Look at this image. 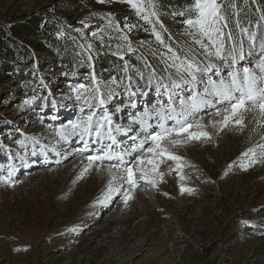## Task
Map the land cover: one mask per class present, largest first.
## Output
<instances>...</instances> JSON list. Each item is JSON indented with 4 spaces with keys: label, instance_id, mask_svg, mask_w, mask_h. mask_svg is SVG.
Masks as SVG:
<instances>
[{
    "label": "rangeland",
    "instance_id": "rangeland-1",
    "mask_svg": "<svg viewBox=\"0 0 264 264\" xmlns=\"http://www.w3.org/2000/svg\"><path fill=\"white\" fill-rule=\"evenodd\" d=\"M222 2L237 5L226 10L225 31L243 41L245 53L231 67L227 52L224 60L206 58L194 43L189 33L198 30L184 23L195 18L189 11L193 0H132L138 8L128 0H0L5 42L28 55L14 65L15 72L28 76L26 83L1 86L7 75L0 73V264H264V155L256 147L264 145V121L256 112L243 113L240 131L233 123H209L221 121L223 112L201 111L197 119L212 139L166 144L182 162L157 157V172L151 173L156 186L140 180L127 204L122 192L98 202L111 179L109 162L83 171L87 156L100 145L80 153L79 136L64 140L58 131L88 113L83 97L95 103L92 93L83 90L77 99L72 89L80 84L99 86L97 96L103 94L106 103L93 110L101 115L106 108L114 124L126 125L130 113L166 103L165 90L157 89L170 84V74L176 79L169 48L201 67L215 63L223 76L243 67L264 76L256 67L264 43V0ZM26 20L37 26V36L7 28ZM43 28L54 38V47L41 35ZM241 28L256 33L252 49ZM232 45L228 41L226 48ZM97 61H108L119 77L105 79ZM187 94L186 86L177 92ZM28 100L33 103L25 104ZM151 122L156 123L154 118ZM115 135V150L123 151L133 143L135 130ZM249 148L256 151V163L250 164L251 153L242 155ZM145 155L146 161L152 158ZM178 163L183 166L177 168ZM9 165L14 186L2 179L9 175ZM181 186L194 191L182 193Z\"/></svg>",
    "mask_w": 264,
    "mask_h": 264
},
{
    "label": "snow or ice",
    "instance_id": "snow-or-ice-1",
    "mask_svg": "<svg viewBox=\"0 0 264 264\" xmlns=\"http://www.w3.org/2000/svg\"><path fill=\"white\" fill-rule=\"evenodd\" d=\"M132 3V0H128ZM134 8L138 5L132 3ZM231 8L235 10L237 5L235 2L225 4L222 0H193L189 7V11L194 15V19L189 18L184 21L189 29H197V33L190 32L194 43L199 44L203 49L206 58L212 55L221 60L227 59L224 55L231 57L229 66L236 65L239 60L245 58L243 51V41H236L233 33L225 31L229 27V18L226 10ZM238 15V13H233ZM155 15V13H152ZM183 15V13H181ZM148 20V16H144ZM264 20V16L261 17ZM111 23V21H110ZM236 26L240 27L239 20L235 21ZM242 33L248 34L249 41L253 42L249 45L250 49L254 46L256 39L255 32H249L248 29L241 28ZM96 35V33H93ZM161 41L159 35L156 36ZM228 41H233L231 48H226ZM162 42V41H161ZM91 47V45H89ZM129 51H132L129 48ZM169 59L173 61L171 67L175 69L173 80L170 74L169 85L160 84V88L165 90L167 102L154 105L151 109H145L142 113H130L129 121L126 125L114 124L112 113L103 108L102 114L98 115L93 109L102 108L106 103V98L100 93L98 85H94L93 89L88 88L85 84H80L72 91L77 93V99H82L81 90L91 92L92 99L95 103H89L88 97H83L88 107V113L82 118L69 121L67 125L59 129L61 139L67 140L72 136H79L83 147L76 151L83 153L88 151L93 144H99L100 147L87 156V165L83 169L86 172L89 168L96 164L98 169L102 168L105 161L111 164L107 169L111 179L108 182L107 189L104 193V199L99 203L110 201L113 194H123L125 204L132 198L131 191L134 190L140 180L156 186V180L152 178L151 173L157 172V157L166 156L171 160L182 162L183 158L168 151L169 146H177L185 144L192 140H211L212 133L205 130L206 126L201 119H197L201 111L216 109V114L224 113L221 121H210L213 127L217 124L227 127L229 123H233L237 130L242 131L245 124L243 113L253 111L258 114L261 121H264V76L257 75L252 68L243 67L242 69L233 68L227 73V76L221 75L220 69L215 63H207L201 67L200 62L195 59L185 57L183 60L172 51ZM251 54V51L248 53ZM179 61V63H177ZM256 67L264 72V43L261 44V57ZM215 77V78H214ZM95 80V77H92ZM115 83V81H113ZM187 87V95H177V92L183 93ZM109 92V97L111 96ZM130 95L134 93L130 92ZM33 103L32 100L25 101V104ZM227 105L226 107H224ZM131 107L135 108L133 103ZM83 108L81 111L83 112ZM119 111V109H117ZM55 118V117H54ZM155 119L156 123L151 121ZM171 121V125L168 122ZM195 128V131L190 129ZM135 130V135L131 137L133 143L123 147V151H116L115 146L118 144L116 133L127 134ZM182 134H186V139H179ZM95 137V139H92ZM176 137V138H174ZM110 141V143L108 142ZM138 141V143H137ZM19 143H23L20 141ZM150 145V146H149ZM264 155V145H257ZM147 153L152 154V158L146 161ZM252 154L251 163H256V151L249 148L243 156ZM130 158V159H128ZM98 162V163H97ZM145 162L152 165L149 169L145 167ZM182 163L177 164V168H181ZM13 166H8L9 175L2 177L5 183L14 186V181L10 180L13 172ZM139 173V176H137ZM83 174V173H82ZM159 174V173H158ZM162 175V174H159ZM79 178V177H78ZM124 184L128 188H124ZM192 192L194 189L181 186V192Z\"/></svg>",
    "mask_w": 264,
    "mask_h": 264
},
{
    "label": "trees",
    "instance_id": "trees-1",
    "mask_svg": "<svg viewBox=\"0 0 264 264\" xmlns=\"http://www.w3.org/2000/svg\"><path fill=\"white\" fill-rule=\"evenodd\" d=\"M7 28L12 33H28L32 36H37L40 32H37L38 29L35 24H29V20L12 23ZM45 33L46 30L43 28L41 35L46 38V43L49 44V46L54 47V38L47 36ZM6 35H8L7 30L0 29V73H5L7 75L4 78L3 84H1V86H6L8 84L15 86V83L18 84L19 81L26 83L25 78L28 79V76L22 73L21 70L17 72H15L16 69L14 70V65L18 64L20 60L24 61L26 58H28L26 50L24 48H19V46L11 48L9 44L5 42V39L8 38ZM99 63L100 66H98L97 69L104 71L102 76H104L105 79H108L111 75L116 76V79L119 77V72L109 67L108 61L96 62L97 65H99ZM57 73L58 72H55V74ZM26 85L27 84H24V86ZM256 230L260 231L263 230V228H256Z\"/></svg>",
    "mask_w": 264,
    "mask_h": 264
}]
</instances>
